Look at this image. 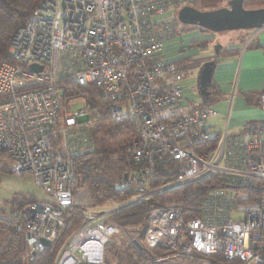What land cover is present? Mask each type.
Segmentation results:
<instances>
[{
    "label": "built area",
    "instance_id": "obj_1",
    "mask_svg": "<svg viewBox=\"0 0 264 264\" xmlns=\"http://www.w3.org/2000/svg\"><path fill=\"white\" fill-rule=\"evenodd\" d=\"M195 2L44 0L17 29L12 62L0 66V160L45 196L23 214L25 262L54 243L69 209L83 207L84 221L55 264H104L106 245L121 232L113 214L217 176L223 185L207 193L198 217L183 219L177 206L151 213L138 254L152 264H264V122L216 135L208 126L214 110L184 100V68L165 60L175 29L162 17ZM66 81L96 85L113 100L111 118L137 129L126 149L133 168L117 186L136 194L118 207L94 209L88 191L75 189V162L94 154L96 144L88 111L63 109ZM259 107L264 112V93ZM160 159L174 168L150 189ZM156 248L172 254L153 259Z\"/></svg>",
    "mask_w": 264,
    "mask_h": 264
},
{
    "label": "trees",
    "instance_id": "obj_2",
    "mask_svg": "<svg viewBox=\"0 0 264 264\" xmlns=\"http://www.w3.org/2000/svg\"><path fill=\"white\" fill-rule=\"evenodd\" d=\"M44 0H0V66L5 62H12L11 41L17 29L23 26L33 12ZM194 6L200 10H213L227 4L229 0H195ZM246 8L255 9L264 7L260 0H246ZM172 25L180 24L177 12L174 13ZM164 19V16L162 17ZM188 30L204 29L185 26ZM249 32V31H248ZM201 46L199 43H194ZM238 55V50L221 49L217 59L220 63L224 58ZM63 109L67 110L71 101L83 100L84 108L88 111L89 121L87 130L96 144V151L90 156L79 158L75 162L76 181L75 189H86L92 201L91 207L101 208L109 203L128 202L135 196L133 190H118L117 186L123 182L124 176L133 168L126 149L130 143L137 139L138 133L133 122L127 120L117 122L110 116V107L113 100L105 96L103 91L94 84L81 86L75 82H64ZM215 86L212 85V92ZM213 96L216 99L217 95ZM0 160V174L2 168L7 167ZM154 179L151 180L150 189L161 187L170 179V169L173 164L160 159L157 162ZM9 170V169H8ZM223 184L220 178L214 176L210 179L164 191L144 202L130 204L110 217V222L123 228L130 229L143 227L149 215L155 211L168 209L170 206L183 208L182 217L189 220L199 216L200 206L207 193ZM240 189V188H239ZM248 190L247 188H244ZM250 191L252 189H249ZM252 198L256 196L251 191ZM13 204H5L0 209V264H55L61 248L69 236L83 223V207L69 209L66 213L65 224L60 229L54 243L46 252L33 262H25L22 258L26 250L23 228L24 217L21 216L31 204L39 200L26 197L13 200ZM21 226V230H19ZM142 241V240H141ZM115 250V247H112ZM153 259L167 257L172 254L165 249H150ZM114 256H118L117 252ZM127 260H118L117 264H139L131 248ZM123 261V262H122Z\"/></svg>",
    "mask_w": 264,
    "mask_h": 264
},
{
    "label": "crops",
    "instance_id": "obj_3",
    "mask_svg": "<svg viewBox=\"0 0 264 264\" xmlns=\"http://www.w3.org/2000/svg\"><path fill=\"white\" fill-rule=\"evenodd\" d=\"M213 39L214 35L199 30L175 34L165 47V60L183 67V59L200 56ZM221 48H236L238 55L217 63L213 79V92L217 97L215 99L212 92L214 102L208 105L215 115L209 119L208 126L218 136L224 133L234 136L247 124L264 122V112L259 107L260 96L264 93V28L249 31L244 41L238 36L229 37Z\"/></svg>",
    "mask_w": 264,
    "mask_h": 264
},
{
    "label": "rangeland",
    "instance_id": "obj_4",
    "mask_svg": "<svg viewBox=\"0 0 264 264\" xmlns=\"http://www.w3.org/2000/svg\"><path fill=\"white\" fill-rule=\"evenodd\" d=\"M260 1L264 3V0ZM224 6H227V4H225ZM173 16V12L169 11L164 15V20L172 22L174 18ZM174 29L176 35H180L182 32L189 31L182 24L175 25ZM199 32L201 31L199 30ZM208 34H212L215 37V39L211 40V42L208 44V49L207 47H205L206 49H203L200 53V56L198 57L183 59V68L185 71L183 87L184 96L187 102L199 101L200 97L198 95L197 89V75L203 64L209 60H212L215 57L216 47L221 46L222 43L226 41V39L232 36H238V39L240 41H244L247 38L248 31H234L221 33L209 32ZM225 45L227 46L226 43ZM83 107L84 102L81 99L71 101L68 105V108H70L71 110H79ZM4 164L7 166L6 163ZM8 169V166L3 167V173L0 174V208L5 207V204L8 203L13 204V200L15 199V197H26L28 199L34 200H41L43 197H45L44 194L34 185L30 177H19L13 175L9 172ZM117 203H109L104 207V209H110ZM116 206L117 205H115V207ZM23 214L24 212L21 213V216H23ZM144 226L140 228L135 227L130 229H123L120 227L121 232L119 234H114L111 237L110 242L106 245L104 264H117L119 259H122L123 261L125 259L127 260V256L129 255L131 248L133 249L135 256L139 259V264H152L149 260L144 257H141L138 254V246L134 242V240H137L141 243ZM112 247H115V250H112ZM116 252L118 256H114V253Z\"/></svg>",
    "mask_w": 264,
    "mask_h": 264
},
{
    "label": "water",
    "instance_id": "obj_5",
    "mask_svg": "<svg viewBox=\"0 0 264 264\" xmlns=\"http://www.w3.org/2000/svg\"><path fill=\"white\" fill-rule=\"evenodd\" d=\"M245 2L246 0H229L227 6L213 10H200L195 6H185L177 12V19L182 25L198 27L213 33L263 29L264 7L246 8ZM221 49V46L216 47L214 59L204 63L197 75L199 100L204 105H210L214 102L212 85ZM31 70L41 71L42 69L33 65ZM124 180H127V175L124 176ZM45 244L50 246L49 241H45ZM135 244L142 248L141 243L137 240H135Z\"/></svg>",
    "mask_w": 264,
    "mask_h": 264
},
{
    "label": "bare ground",
    "instance_id": "obj_6",
    "mask_svg": "<svg viewBox=\"0 0 264 264\" xmlns=\"http://www.w3.org/2000/svg\"><path fill=\"white\" fill-rule=\"evenodd\" d=\"M119 122V121H118Z\"/></svg>",
    "mask_w": 264,
    "mask_h": 264
}]
</instances>
